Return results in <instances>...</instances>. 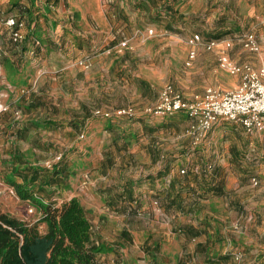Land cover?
I'll return each instance as SVG.
<instances>
[{
	"label": "rangeland",
	"instance_id": "374dc122",
	"mask_svg": "<svg viewBox=\"0 0 264 264\" xmlns=\"http://www.w3.org/2000/svg\"><path fill=\"white\" fill-rule=\"evenodd\" d=\"M113 1L115 7H127L128 18L136 26L125 27L120 16L121 23L104 33L105 43L111 39L110 32L118 43L123 37L129 41V50L115 60L112 75L107 73L112 61L99 62L87 78L82 70L73 75L68 70L55 73L43 59L42 74L33 81L21 79L22 85L15 89L0 77V213L44 234L46 225L38 204L60 208L75 198L102 247L101 264H264V129L247 134L237 125L221 122L200 133L195 145L190 143L194 148L190 153L201 152L205 163L199 171L203 175L214 174L220 162L217 183H222L226 201L231 198L239 205L228 211L225 200L218 199L216 217L203 223L168 216L159 200L172 182L193 183L194 166H187L192 158L173 156L188 142L186 116L142 114L158 102L166 85L180 91L185 100L212 88L208 84L215 82L214 77H203L201 67L187 65L188 39L193 34L220 40L246 33L263 36L264 0ZM84 4L93 7L97 1L85 0ZM138 7L154 11L149 18L142 14L136 21ZM141 12L146 13L142 8ZM153 17L156 24L151 22ZM150 29L152 36L147 34ZM259 45V52L251 53L234 43L231 63L258 71L264 66V42ZM183 46L187 47L184 53ZM221 48H216L219 53ZM2 52L0 45V70L4 66L14 73L9 62L2 60ZM217 63L226 76L225 85L237 82L239 86L240 75H231ZM101 68L104 75L98 93L95 89L86 92V83L97 78L96 71L101 78ZM81 100L90 107L82 108ZM96 101L98 106L93 105ZM126 108L136 114L131 121H106L94 115ZM171 157L180 161L165 168ZM59 162L67 167L68 177L58 193L52 196V189L30 186L37 200L19 198L17 193L30 176L27 168L48 171ZM253 178L260 183L256 187ZM7 188L14 196L6 194ZM187 226H202L203 234L184 231Z\"/></svg>",
	"mask_w": 264,
	"mask_h": 264
},
{
	"label": "crops",
	"instance_id": "0c3cea01",
	"mask_svg": "<svg viewBox=\"0 0 264 264\" xmlns=\"http://www.w3.org/2000/svg\"><path fill=\"white\" fill-rule=\"evenodd\" d=\"M84 1L85 0H0L2 15L5 17H15L23 21L25 25L22 31L25 40L17 46L11 43L7 29L0 25V45L3 49L1 58L3 61H8L9 67L14 71V73L10 74L8 68H4L3 66L0 70V77H2V80L6 81L9 88L15 89L21 86V79L31 78L30 81L37 79L42 74L39 68L43 59L45 62L52 65L51 69L55 73L58 70H68V72L73 75L75 70H82V74L87 76V78L89 75L94 74L93 72L96 66L99 65V62L104 60L112 61L108 67L107 73L110 75L113 74V64L115 60L123 54H126L129 47L122 52L113 50V46L118 44L116 38L112 36L110 32L111 39L109 43H105L107 38H104V33L109 32L112 25L115 23H121L119 19L120 16L123 18L125 27L132 28V26H136V22L128 18V14L126 13L127 7H115L116 3L113 0H96L97 5L93 7H87ZM4 2H6L5 5H3ZM106 4H109L111 7H107ZM153 11L154 8H150L149 13L152 14ZM136 12V21H139L142 14H146L145 12L140 13L139 8L134 11V13ZM156 23V21L152 22V24ZM36 42L38 44H36ZM188 48V52L192 50L191 47ZM185 49H187V47L183 46L180 50L181 52L182 50L185 52ZM231 50L225 51L229 58H231ZM188 52L186 54L187 58ZM222 52V48L219 53L218 49L206 51L202 47H197L195 48V57L189 61V66L192 63L194 66L201 67V76L205 77L209 75L215 79L213 83L209 81L208 85L212 86L215 90L226 92L229 88L235 89L237 87V82L232 83L230 86L225 85L226 76L221 74L217 63ZM80 60H85L89 65L88 68L81 67V69H76L78 68L76 62ZM99 71L101 78L98 79L99 72L96 71L95 76L97 78L86 83V92L89 90L94 91L95 89L98 93L99 87L102 86L104 75L102 68ZM141 83L146 84L144 81H141ZM81 102L82 108L90 107L89 104L88 106L86 105V101L81 100ZM97 103L96 101L93 105L98 106L99 104ZM179 118L184 117L180 116ZM119 119L133 120V118H118V120ZM105 120L109 121L107 119ZM221 122L230 123L220 120L216 124ZM183 124L186 129H188L190 121L187 117L184 118ZM237 126L240 127L239 125ZM186 136H188V142L185 143L184 147H179L178 150L174 152L175 154L172 155L175 157L187 156L190 159L192 158L187 161V166H194L191 172L199 171V168H202L205 162L203 161L200 150L190 153V151L194 149L190 148V146L194 144L193 142L196 141V138L189 134ZM172 157L164 164L165 168H170L180 161L178 158L175 160ZM212 164L214 165L213 162ZM210 166L211 165L208 167ZM217 173H222L220 162L214 166V174L204 175L203 177L198 175L193 183H191L190 180L172 182V188L169 187L170 190L165 191V194L159 198L161 207L163 208L162 210L167 213L168 216H183L193 218L194 220L198 219L203 223H209L210 220L216 217L218 199L222 201L225 200V210L233 211V205L235 207L239 205L231 198L226 201L225 192L222 190V183H217ZM217 186L221 189L220 195L215 192ZM52 191L58 193L59 190L55 186L52 187ZM55 193H53L52 196L55 195ZM154 204L157 205V202L154 201ZM200 228L203 227L187 226L183 230L193 232L194 235H200L202 233ZM199 245L202 244L199 243ZM98 264H101L99 260ZM110 264L115 263L111 261Z\"/></svg>",
	"mask_w": 264,
	"mask_h": 264
},
{
	"label": "built area",
	"instance_id": "2783aa9c",
	"mask_svg": "<svg viewBox=\"0 0 264 264\" xmlns=\"http://www.w3.org/2000/svg\"><path fill=\"white\" fill-rule=\"evenodd\" d=\"M262 22L264 23V17H262ZM0 25L7 29L13 45L17 46L24 42L25 36L22 31L25 25L23 21L12 16H3L0 9ZM147 34L152 36L153 30H148ZM260 42H264V35L258 37L252 33L224 40H205L199 34L191 35L187 41V45L192 48L188 52V60L194 59L197 47L212 51L222 45L223 52L219 57V66L231 75L239 74L241 77L239 86L227 92L207 88L202 95H194L191 99L185 100L171 85H166L159 93L158 102L142 114L150 117H164L182 113L190 121L187 133L192 137L196 136L194 137L196 139L199 138L200 133L209 131L220 120L239 125L247 134L262 131L264 129V66L258 71H253L246 66L238 67L231 63L225 53L232 48L234 43L241 45L251 53H258ZM128 44L129 41L123 39L113 47V50L122 52L128 48ZM76 66L88 68L89 65L85 60H80L76 62ZM94 115H99L104 119H130L136 116L130 108L119 109L113 114H100L96 111ZM181 173L184 171L182 170ZM251 183L254 187L260 184L255 178L251 179ZM5 192L9 196H14L10 188L5 189ZM29 212L31 213L32 210L29 209ZM236 259H238L237 256Z\"/></svg>",
	"mask_w": 264,
	"mask_h": 264
},
{
	"label": "trees",
	"instance_id": "16d2710c",
	"mask_svg": "<svg viewBox=\"0 0 264 264\" xmlns=\"http://www.w3.org/2000/svg\"><path fill=\"white\" fill-rule=\"evenodd\" d=\"M138 8L144 9L148 18L152 15L149 13V7ZM158 13L157 11L155 14ZM154 18H151V22ZM13 170L18 174L17 168ZM27 170L30 176L25 188L18 191L17 195L22 200L33 202L37 199L34 191L28 189L30 186L41 191L44 187L51 190L56 186L59 190L68 177L67 167L61 162L48 171L35 167ZM201 172L202 170L191 172L193 181L198 175L204 176ZM39 174H42L41 177ZM39 178L41 182H38ZM215 192L221 194L219 186ZM38 205L41 220L46 225L44 234H39L33 227L0 213V264H98V255L101 254L102 247L95 241L91 226L75 198L62 203L60 208H54L51 203L40 202Z\"/></svg>",
	"mask_w": 264,
	"mask_h": 264
}]
</instances>
